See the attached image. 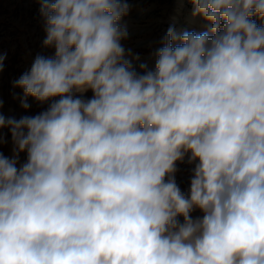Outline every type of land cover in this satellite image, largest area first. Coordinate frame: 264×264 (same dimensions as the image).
I'll return each mask as SVG.
<instances>
[{
	"label": "clouds",
	"instance_id": "clouds-1",
	"mask_svg": "<svg viewBox=\"0 0 264 264\" xmlns=\"http://www.w3.org/2000/svg\"><path fill=\"white\" fill-rule=\"evenodd\" d=\"M191 3L210 27L138 72L127 0H41L54 56L14 87L51 103L0 114V264H264V0Z\"/></svg>",
	"mask_w": 264,
	"mask_h": 264
},
{
	"label": "rangeland",
	"instance_id": "rangeland-1",
	"mask_svg": "<svg viewBox=\"0 0 264 264\" xmlns=\"http://www.w3.org/2000/svg\"><path fill=\"white\" fill-rule=\"evenodd\" d=\"M130 11L123 17L121 24L127 28L128 36L122 40V45L126 50L130 49L132 53L145 58L144 62L154 60L152 53L160 45V41L165 36L169 28L177 30L178 24L186 26L185 15L193 9L191 0H182L183 4L179 6V0H127ZM142 8L141 13L136 12V7ZM180 12L176 15V9ZM41 0H0V55H5L3 70L0 71V114L7 117L20 119L23 116H34L47 109L51 101L40 103L33 97L27 98L28 109L21 107L23 99V90L14 87V82L28 71L35 57L40 54L44 56H54V48H45L43 40L45 39L44 20L40 12ZM132 23L127 24L131 15ZM160 19L155 21V17ZM154 17V18H153ZM256 19L258 25L264 23L259 18ZM197 28L203 31L210 25L201 17L200 23L195 24ZM188 31V30H185ZM156 38V43L151 44V40ZM138 61L134 62L136 71L140 72ZM154 64V62H153ZM79 95V94H77ZM93 93L91 90L83 95V99H91ZM7 143L0 145V152L5 156L12 155L11 136L8 129L2 130ZM27 159L26 152L20 153L19 161L24 163ZM185 156L183 162L177 161L175 180L182 192L187 193L190 187V178L194 164L187 162ZM192 217L201 216L199 209L192 212ZM183 222V218L179 217Z\"/></svg>",
	"mask_w": 264,
	"mask_h": 264
},
{
	"label": "bare ground",
	"instance_id": "bare-ground-1",
	"mask_svg": "<svg viewBox=\"0 0 264 264\" xmlns=\"http://www.w3.org/2000/svg\"><path fill=\"white\" fill-rule=\"evenodd\" d=\"M182 4H183L182 0H179V4L178 5L181 6ZM135 7H136V5H135ZM142 11H143L142 8H140V7L137 8L136 7V12L137 13H141ZM179 12H180V8H177L175 16H177ZM192 13H193V9L190 12H187V14L185 15L186 20H185L184 23H186V26L184 28H183V24H178V26H177L178 28L175 31L177 34H180V33L184 32L185 30L195 31V32L203 31L201 28H197L198 25L197 26L195 25V24H199L200 23L201 16H193ZM134 15H136V14L131 15V17L128 19L126 25L127 24L129 25V24L132 23V18H133ZM154 19H155V21H158L160 19V17L157 16ZM155 41H157L156 38L152 39L150 43L151 44H153V43L155 44L156 43ZM133 54H136V53H133ZM144 59L145 58H141L140 57V60L138 61L137 65L139 66L141 63H146L149 68H153L154 67V64H153V62H155L154 60H152V61L150 60V61L144 62ZM134 62H136V61H134Z\"/></svg>",
	"mask_w": 264,
	"mask_h": 264
}]
</instances>
